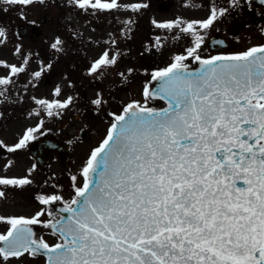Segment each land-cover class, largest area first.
Masks as SVG:
<instances>
[{
    "label": "snow or ice",
    "instance_id": "1",
    "mask_svg": "<svg viewBox=\"0 0 264 264\" xmlns=\"http://www.w3.org/2000/svg\"><path fill=\"white\" fill-rule=\"evenodd\" d=\"M45 2L0 0L22 7ZM71 3L85 11L138 12L149 6L120 0ZM251 3L213 5L204 20H153L157 28L193 36V46L152 73L156 86H145L144 104L132 101L121 114H109L114 122L83 166L82 186L74 187L73 199L58 209L67 216L55 218L44 209L30 218L0 216V223L8 225L0 232V264H19L26 256H45L46 264H264V45L209 58L198 51L204 41L200 29L212 28L230 9ZM156 41L163 46L160 37ZM62 45L57 38L51 47L60 52ZM189 59L200 67L189 71ZM116 63V56L105 51L89 74ZM26 64L27 59L19 67L0 61L10 71L0 76V103ZM43 70L33 76L39 78ZM60 92L57 86L54 95ZM154 98L167 101V107H148ZM72 102V97L35 100L49 116L53 108L67 109ZM91 104L99 110L107 101L97 93ZM37 130L28 129L8 151L23 148ZM31 183L28 177H0V185ZM38 199L43 205L63 201L60 195ZM45 215L53 219L42 220ZM34 226L51 229L59 242L50 245Z\"/></svg>",
    "mask_w": 264,
    "mask_h": 264
},
{
    "label": "rangeland",
    "instance_id": "2",
    "mask_svg": "<svg viewBox=\"0 0 264 264\" xmlns=\"http://www.w3.org/2000/svg\"><path fill=\"white\" fill-rule=\"evenodd\" d=\"M174 2V7L166 13L158 11L157 0H120L121 4L146 3L149 5L147 8H143L138 12H133L130 9H122L119 11H93L92 9H88L85 11L74 6L71 3V0H46L44 5L34 4L30 7L7 6L0 3V7L1 9L8 8V10L17 7L20 13L10 16L12 21L17 23L21 19V12L26 20H37L39 22L40 19L44 17L43 14L45 12L52 14L46 15L47 17H61V23H63L62 29L64 31V33H60L62 35L61 37L68 38V27H74L75 33L80 40V44L78 45V59L81 60L84 68L87 69V72L92 64L101 57L103 52L108 51L110 57L116 56V60H118L117 63L112 66L123 65L127 67V74L130 76L134 74H142V70L144 69L157 67L156 65H147V62L151 61L153 55H146L147 53L145 51V49L150 52L153 51L154 47L152 45L157 44V37H160V42L164 43L168 48V51L165 50L161 52L159 58V61L161 62L160 66L164 65L166 67L172 63L174 56L186 54L185 50L192 47L195 42L193 36L179 32L177 29L167 30L155 27L153 20L157 22L172 21L176 18H180L184 21L204 20L210 15V9L213 5L217 8H225L229 6V0H174ZM241 2L243 3V0H241ZM51 7L63 8V14H54L53 10H50ZM7 17L8 15L6 12H1L0 22H7ZM199 31L204 37L203 44L198 50L201 57H211L218 54L216 51H211L208 46L210 39L216 34L226 38L229 43L228 48L221 51V53L236 54L244 52L252 47L264 44V12H257L256 10L255 16L252 17L251 11L246 5L239 9H230L226 17L218 20L212 28L208 30L200 29ZM5 35V38H12V33L10 31L5 32ZM53 37L54 36H50V38ZM69 37L71 38L72 36ZM98 43L106 45L99 47L97 45ZM148 43L150 45L145 47ZM117 53H119V55H117ZM121 55L123 57L122 60L125 61L124 63L119 59ZM185 62H192V60L189 59ZM110 69L109 66L104 67L99 71H110ZM129 69L132 71L129 72ZM104 75L106 76L107 74ZM144 75H146V73H144ZM88 76L90 77L85 80L86 83L84 85L80 86V84L76 82L74 88L70 86L71 82L67 79L66 81L68 82L66 85L72 88L73 94L69 95V93L64 91L62 98H60V95L57 97L59 100H66L68 97H72L73 102L69 107H73L74 114H79L80 116L78 121L74 122V127L70 126L68 128L70 133L72 131L74 133L77 132V136L75 135L76 137L73 142L76 151H73V155L76 156L74 161L75 159L79 160L75 165L76 168H79L78 170L80 173L79 187L82 186L83 183L81 170L86 164L92 150L101 143L107 134V123L110 121L108 112L102 108L97 110L96 106L91 104V101L96 97L97 93H102L104 99L109 98L106 89H112L110 87L112 86V78L105 77L104 80L107 84L103 85L94 81L89 83L90 78L92 79V77L97 80L102 78V73L97 72ZM128 83L129 80H127V83L125 84L126 89L129 88ZM88 85L92 86L89 87ZM141 86L142 85L137 82L135 85V89H137L135 92L137 93L132 95H118L120 105H125V103L128 104L132 101L144 102L145 98L139 93ZM119 93H123V90H119ZM55 97L56 95H54L53 91L49 89L47 92V98L50 100ZM76 100H79L78 105H76ZM108 103L109 102L107 101V104ZM89 104L91 105L87 107ZM69 110L71 111V109ZM113 111L115 113L119 112L117 110ZM96 117H98L97 120ZM101 118L103 120H101ZM106 125L107 130L105 128ZM52 167L53 170H56L58 176H61L60 174H62L63 169L60 172V162L55 161ZM36 172L39 171L32 170V179L38 184V186H41V177L36 174ZM47 178L48 180L53 178L51 172L47 173ZM56 180L57 179L53 178L52 182H56ZM52 186V183H49L46 186V189H48V195L52 190ZM37 195L38 194L35 195L36 200L32 202L31 206L26 207L27 204H25V209L30 212L31 217L35 216L36 213L42 209L46 210V205H43L38 201ZM44 239L51 243L56 241L53 237L46 235L44 236ZM44 262L43 258L33 259L26 256L19 262V264H44Z\"/></svg>",
    "mask_w": 264,
    "mask_h": 264
},
{
    "label": "flooded vegetation",
    "instance_id": "3",
    "mask_svg": "<svg viewBox=\"0 0 264 264\" xmlns=\"http://www.w3.org/2000/svg\"><path fill=\"white\" fill-rule=\"evenodd\" d=\"M50 10H53L54 14H63V8L60 7H51ZM52 20L53 18L50 20L44 18L40 25L36 22L33 25L32 21L16 26L10 24L9 30L15 34L18 32L21 38L0 39V61H6L9 65L14 64L19 67L24 65L27 59L26 71L13 77L14 85L8 89V99L4 103H0V142H2L0 143V177H28L31 179L32 168L38 170L39 175L42 173L45 176L48 167L55 160L62 161L66 165L71 160L73 149L70 148L66 155L52 153L49 163L42 167L34 162L31 151L32 143L40 138L51 137L66 141L65 135H63L68 126L66 121L72 122V117L75 115L72 113L73 109L72 111L67 110L65 113L64 109H58L60 114L56 115V111L53 118L50 119L46 112L47 109L42 113V105L35 103V100H41L49 86H59L61 89V85L57 80L58 76L59 79L62 76L60 71H63L64 64L67 67L76 69L78 67L77 63H79V49L76 39L60 38L63 41V51L60 52L51 47L56 39H48L46 37L47 31L50 30L58 34L60 33L59 28L63 24L61 23V17H57L55 23H48ZM35 36L38 37L35 38ZM18 47L20 49L19 53H17ZM48 64H51L52 67L48 68ZM42 69L44 70L41 72V76L35 78L33 73ZM9 74V69L0 67V76H8ZM16 95L18 99L15 97ZM41 121H43V126H40ZM30 128L38 129L32 133L33 138L26 141L23 148L8 151L9 148H13L19 143ZM70 189L73 191L74 188ZM70 189L67 191L70 192ZM0 190L5 192V197L0 198V216L29 217L30 212L26 211L25 208L31 206L32 203L33 190L31 184L23 188L0 185ZM39 190L41 191L42 188L40 187ZM54 195L64 196L58 192H55ZM25 204H27L26 207ZM7 226L0 223V229L3 228L0 232H5Z\"/></svg>",
    "mask_w": 264,
    "mask_h": 264
},
{
    "label": "water",
    "instance_id": "4",
    "mask_svg": "<svg viewBox=\"0 0 264 264\" xmlns=\"http://www.w3.org/2000/svg\"><path fill=\"white\" fill-rule=\"evenodd\" d=\"M253 1V4L256 6V8H258V9H264V3H261L260 2V0H252ZM167 7V6H166ZM215 42H220L219 41V39H213L212 41H211V47L212 48H216L215 47ZM200 67V65H199V63L197 62L196 63V65L194 66V67H192V68H189L188 70L189 71H192V70H195V69H197V68H199ZM155 86H156V84H155V81H153L152 82V88H155ZM154 100H159V101H161V102H163V106L162 107H160V108H156V110H161V109H163V108H165V107H167V101H165V100H161V99H158V98H154ZM42 144H44V145H48V147L49 148H51V149H59V147H57L56 145H55V143L54 142H41ZM40 143V144H41ZM42 161V160H41ZM65 207V206H64ZM60 208H63V207H58L57 206V210H56V214H57V216H58V218H59V216L60 215H64V216H67V213H59L58 212V209H60ZM34 230L36 231V233H37V235H38V231H39V226H34ZM51 232H52V230L51 229H49Z\"/></svg>",
    "mask_w": 264,
    "mask_h": 264
}]
</instances>
